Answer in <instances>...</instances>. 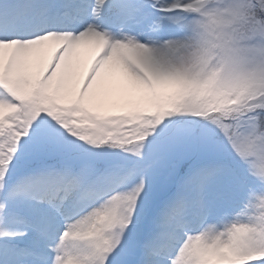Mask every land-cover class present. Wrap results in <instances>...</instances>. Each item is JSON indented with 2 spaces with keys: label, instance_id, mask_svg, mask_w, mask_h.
Instances as JSON below:
<instances>
[{
  "label": "snow or ice",
  "instance_id": "6c2138e0",
  "mask_svg": "<svg viewBox=\"0 0 264 264\" xmlns=\"http://www.w3.org/2000/svg\"><path fill=\"white\" fill-rule=\"evenodd\" d=\"M0 264H264V0H0Z\"/></svg>",
  "mask_w": 264,
  "mask_h": 264
}]
</instances>
